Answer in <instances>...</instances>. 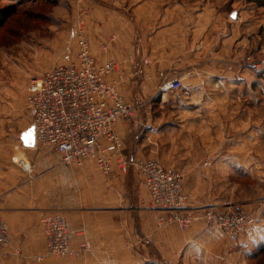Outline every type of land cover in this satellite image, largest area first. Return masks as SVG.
Listing matches in <instances>:
<instances>
[{
	"label": "crops",
	"instance_id": "crops-1",
	"mask_svg": "<svg viewBox=\"0 0 264 264\" xmlns=\"http://www.w3.org/2000/svg\"><path fill=\"white\" fill-rule=\"evenodd\" d=\"M108 2L110 6L87 4L89 8L84 14L87 33L83 36L88 39L91 54L98 64L109 61L118 64V74L123 77L119 91L124 99L153 101L162 86L178 85L184 93L176 97L163 92L159 99L164 108L176 98L185 104L182 110H140L134 125H117L116 131L124 141V154L128 159L164 158L159 153L163 149L162 142H166L169 149L179 127L190 125L187 119L212 115L210 109L189 108L199 107L200 102L212 103V85L234 83L253 87L263 82V87L264 76L252 79L247 72L249 77L242 75L228 59L240 48H246L248 29L241 32L238 25L232 23V29L219 32L223 35L215 42L213 33L218 32L212 31V0ZM248 6L241 13L240 21L245 20L244 24L250 27L264 28V7ZM252 10L258 13L248 19ZM231 17L235 19L236 15ZM212 42L218 47L217 56H222V60L218 57L213 63ZM118 74L109 80L115 81ZM195 102L198 104L194 105ZM142 120L146 133L132 145L136 139L133 131ZM26 130L17 136V144L24 150L31 172L24 173L13 160L0 161V217L9 229L11 247L34 242L45 215L61 216L73 230L85 229L93 245V250L83 258L56 261L50 258L46 261L48 264H249L252 248L255 246L260 251L264 247V216L256 232L242 236L238 249L229 252L223 232L208 227L197 217L187 228L160 226L156 211L145 205L138 209L136 196L142 193L137 190L140 184L132 168L123 175L114 167L106 175L97 169L93 160L86 161L80 168L66 167L49 147H24L20 135ZM206 147L212 149L211 144ZM211 186H208L210 203ZM193 191L197 193V189L188 190L192 196ZM143 197L144 202L149 200L148 196ZM260 200L264 215V195ZM216 203L221 206V202ZM199 205L203 203L197 201L195 209ZM234 206L230 209L238 208ZM137 213L143 216L140 222ZM81 242L76 238L74 248H79ZM11 256L13 258L0 264H15L17 257Z\"/></svg>",
	"mask_w": 264,
	"mask_h": 264
},
{
	"label": "rangeland",
	"instance_id": "rangeland-1",
	"mask_svg": "<svg viewBox=\"0 0 264 264\" xmlns=\"http://www.w3.org/2000/svg\"><path fill=\"white\" fill-rule=\"evenodd\" d=\"M87 4L111 5L108 0L0 1V10L12 7L9 18L0 22V161L13 160L15 165L26 174L31 172V165L24 150L17 144V136L22 130L30 128L33 121L28 103L30 80L56 65L69 64L77 60L80 35L87 33V27L84 25V14L89 8ZM248 5L246 0H212V31L218 32L213 33L216 37L215 42L223 35L219 32L232 29V23L238 25L241 32L247 29L250 31L246 48H240L234 57L228 59L236 71L238 69L237 72L248 76L247 72L252 79H257L264 76V65L259 66L264 61V33H261L264 28L250 27L247 26L248 23L244 24L245 20L240 21V15L244 8L249 7ZM257 13L256 10H252L248 13V19ZM232 14L236 15L235 19L231 17ZM224 24H226L225 28ZM217 53L218 47L212 42V63L215 59H219L218 57H222L217 56ZM248 58L250 61L247 60ZM262 83L257 82L253 87L234 83L225 86L212 85L214 101L210 103L211 105L200 102L199 107L189 106L200 110L210 109L212 115L207 113L187 119L190 125L179 127L174 134V142L169 144V149L165 146L166 142H162L163 149L159 153L166 158L165 163L164 158L154 159L164 168L181 174L182 191L186 197V209L183 214L193 218L191 225L197 217L208 227L223 232L229 243V252L238 249L242 236L256 232L260 219L264 216L261 209L262 200H260L264 195V85L262 87ZM180 88L181 86L178 85L162 86L157 90V96L153 101L144 98L130 103L139 106L136 113L150 108L152 111L182 110L185 104L179 103L176 98L174 103L165 104L164 108L161 107L159 100L163 92L176 97L183 96L184 93ZM134 119L129 125H134ZM174 120L177 121V118ZM145 133L146 128L142 120V124L136 125L132 135L141 140ZM209 143L212 149L206 147L210 145ZM20 160L25 161L26 165L20 166ZM96 167L105 174L97 165ZM128 172L123 175H127ZM135 178L140 184L137 190L142 193L136 196L138 209L145 205L156 211L159 214L157 223L160 226L183 228L178 222L162 221L171 218L173 214L152 208L148 190L136 175ZM210 184H212V203L208 198ZM187 189H197L198 194L193 191L197 197L195 195L193 197ZM143 195L148 196L147 202H144ZM197 201L202 202L203 205L195 209ZM216 202H221L219 203L221 206H217ZM231 205H237L238 208L230 209ZM208 213L243 216L245 229L236 241H232L229 235L219 229L215 223L208 224L206 218ZM42 218L38 237L34 242L20 243L19 246L11 247L9 229L0 217L8 233V243L0 253V263L13 258L11 255H16L14 257H17L18 261L15 264H48L46 261L50 258L55 261L66 258L80 259L93 250L86 230L81 229L73 230L77 234L74 241L79 237L82 242L76 249L73 241L72 254L65 257L50 255L46 250L47 242ZM142 218L143 216L138 214L139 222ZM86 241L91 245L88 249L82 248V243ZM12 249L14 254L10 253ZM252 249L249 264H264V252L258 251L255 246Z\"/></svg>",
	"mask_w": 264,
	"mask_h": 264
},
{
	"label": "built area",
	"instance_id": "built-area-1",
	"mask_svg": "<svg viewBox=\"0 0 264 264\" xmlns=\"http://www.w3.org/2000/svg\"><path fill=\"white\" fill-rule=\"evenodd\" d=\"M263 65L264 61L259 66ZM118 73L116 62L100 65L95 61L88 39L81 34L75 62L56 65L30 80L28 103L34 112L36 145L51 148L66 167L80 168L86 161L93 160L105 174H110L114 167L122 174L132 168L148 190L152 208L173 214L162 221L188 227L193 218L183 214L186 197L181 174L164 168L157 161H133L124 154V141L116 127L119 123L129 124L139 106L121 95L119 86L123 77ZM117 74L115 81L109 80ZM19 164L26 165L23 160ZM206 218L209 225L215 223L232 241L245 229L240 215L208 213ZM42 226L50 255L65 257L73 253L77 234L64 218L45 216ZM7 243V228L0 219V253ZM90 246L88 241L82 243V248Z\"/></svg>",
	"mask_w": 264,
	"mask_h": 264
},
{
	"label": "water",
	"instance_id": "water-1",
	"mask_svg": "<svg viewBox=\"0 0 264 264\" xmlns=\"http://www.w3.org/2000/svg\"><path fill=\"white\" fill-rule=\"evenodd\" d=\"M32 116H33V121L32 125L30 128H28L26 131H24L20 135V139L23 142L24 147L26 148H33L36 146V132H35V123H34V112L30 110Z\"/></svg>",
	"mask_w": 264,
	"mask_h": 264
},
{
	"label": "trees",
	"instance_id": "trees-1",
	"mask_svg": "<svg viewBox=\"0 0 264 264\" xmlns=\"http://www.w3.org/2000/svg\"><path fill=\"white\" fill-rule=\"evenodd\" d=\"M0 1H11V0H0ZM39 1H44V0H39ZM246 1L248 4L256 6V7H264V0H246ZM11 13H12V7L1 9L0 10V22L6 21L9 18ZM136 141H138V139H136ZM134 143L136 142L134 141ZM134 143L132 145H134ZM130 150L133 153V148H130ZM260 251L264 252V247Z\"/></svg>",
	"mask_w": 264,
	"mask_h": 264
}]
</instances>
